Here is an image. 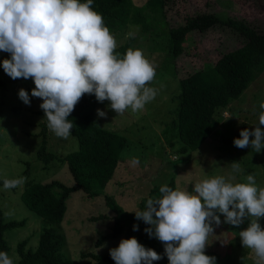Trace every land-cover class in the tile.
I'll return each mask as SVG.
<instances>
[{
    "label": "rangeland",
    "instance_id": "1",
    "mask_svg": "<svg viewBox=\"0 0 264 264\" xmlns=\"http://www.w3.org/2000/svg\"><path fill=\"white\" fill-rule=\"evenodd\" d=\"M141 5L145 0H133ZM216 12L224 17L243 19L256 29H264V0H173L166 9L170 27L183 24L188 15L201 12ZM112 34V33H111ZM127 34L136 36L131 49H139L155 67L154 80L146 85L156 89L155 98L141 111L133 113L127 109L116 114L106 100L93 106V115L101 126L126 136L128 146L120 154V162L114 176L102 191L89 196L82 190L72 192L67 198V210L61 224L47 223L30 210L21 198V192L28 182L49 183L58 180L65 185L74 184L63 157L78 147L76 137H57L48 127L43 128L44 115L39 107L40 98L32 97L35 87L31 78L13 80L0 64V210L4 221H24L21 226L4 231L8 242V255L18 259L17 244L30 238L28 247H36L43 225L60 229L65 235L62 249L64 256L79 259L81 252L95 254L109 253L124 238H101L111 233L114 212L107 206L104 193L128 212L139 210L140 201L147 197L153 186L175 178L176 188L193 192V186L204 179L235 176L233 183H246L247 175L254 176L258 188H264V148L255 152L251 147L240 149L233 139L239 138L240 130L258 126L259 105L264 102V70L250 83L238 98L232 100L221 113L212 133L193 151H178L180 142L176 138L177 128L173 124L178 107L179 78L212 66L220 55L242 44V37L228 26L216 25L205 32L192 31L183 43V51L172 58L166 27L158 15L151 20L150 30L141 32L133 25ZM116 42H123L125 36L112 34ZM10 59V54L0 51V61ZM29 93L30 105L18 96L19 89ZM97 109L107 113L99 117ZM54 154L48 163L38 158L37 151L42 144ZM139 163L133 166L132 160ZM123 161V162H122ZM233 161L238 162L242 171H232ZM25 177L23 185L5 189V179ZM8 214V215H6ZM99 215L102 217L97 218ZM221 221L223 215L219 214ZM96 218V219H94ZM249 219L239 227L228 223L213 225L214 234L209 236L205 254L216 257V264H257L253 250L242 247L239 232L246 228ZM264 227V218L260 219ZM137 220L134 237L147 247L149 240L143 236L149 225ZM143 226V227H139ZM82 263L98 264L92 258H80Z\"/></svg>",
    "mask_w": 264,
    "mask_h": 264
},
{
    "label": "clouds",
    "instance_id": "2",
    "mask_svg": "<svg viewBox=\"0 0 264 264\" xmlns=\"http://www.w3.org/2000/svg\"><path fill=\"white\" fill-rule=\"evenodd\" d=\"M92 4L93 0H0V51L10 54L0 64L13 80H33L31 96L42 101L39 107L48 129L64 139L74 127L68 117L85 94H94L100 103L107 100L116 114L141 111L156 96V89L146 86L155 78V67L139 49H128L121 58L115 38ZM18 96L30 105L23 88ZM259 107L258 126L240 130L239 138L233 139L235 147H251L257 153L264 148V102ZM96 111L99 117L107 115ZM138 163L132 160L133 166ZM231 167L234 173L242 171L238 162ZM25 179H5L4 188L21 186ZM233 180L234 175L204 179L193 192L164 184L159 197L148 198L144 210L134 211L137 220L149 225L145 232L163 244L168 264H216L215 256L205 254L213 225L239 227L246 219L250 222L239 232L241 245L253 250L257 264H264V227L259 222L264 218V188L257 187L251 174L246 183ZM109 255L115 264H152L162 258L135 237L122 238ZM0 264L13 260L0 252Z\"/></svg>",
    "mask_w": 264,
    "mask_h": 264
},
{
    "label": "trees",
    "instance_id": "3",
    "mask_svg": "<svg viewBox=\"0 0 264 264\" xmlns=\"http://www.w3.org/2000/svg\"><path fill=\"white\" fill-rule=\"evenodd\" d=\"M172 1L145 0L143 4L137 5L133 0H93L92 8L102 15L110 33L125 36V40L118 42L115 49L121 58L136 39L135 35L127 34L129 28L136 25L141 32H148L151 20L157 15L166 27L173 59L182 53L183 43L192 31L205 32L216 25H225L242 37L239 47L222 53L212 66L179 78L178 107L172 122L177 128L175 136L180 142L178 151L187 153L201 145L212 133L218 117L224 114L230 102L238 98L264 70V29H256L243 19L224 17L210 11L188 15L183 24L170 27L166 9ZM97 102L94 94H85L68 117L74 124L71 135L76 137L78 147L64 156L63 160L74 184L68 186L58 180L49 183L28 182L21 192L24 204L47 223H62L67 210V198L72 192L82 190L89 196L99 194L112 180L121 161L120 154L128 146L126 136L103 128L100 120L94 117L93 106ZM40 113L44 115L42 109ZM44 118L43 128L46 129L47 119ZM37 155L45 163L54 159V154L46 150L44 143ZM164 184L177 189L174 177L153 186L148 196L140 201L139 210L145 209L148 198L161 195L159 188ZM104 199L114 212V223L111 233L100 236L96 242L101 238H118L122 234L123 239L134 237L137 233V230H133V225H137L134 212L124 210L109 194L104 193ZM3 216L0 210V252L8 254L9 245L4 238V231L21 226L24 221H4ZM100 217L102 215L97 218ZM147 235L143 234L149 237ZM29 240L26 238L17 244L19 257L13 264H90L80 260L88 257L98 264H115L109 253L100 255L87 251L81 252L79 259L66 258L62 252L66 240L64 233L48 224L41 228L36 247H28ZM149 241L151 243L146 248L153 249L162 257L152 264H168L163 244L159 240Z\"/></svg>",
    "mask_w": 264,
    "mask_h": 264
}]
</instances>
